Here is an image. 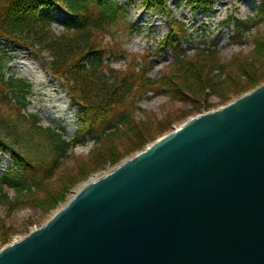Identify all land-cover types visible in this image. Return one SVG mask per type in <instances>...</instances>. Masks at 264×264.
Wrapping results in <instances>:
<instances>
[{"label":"water","instance_id":"95a60500","mask_svg":"<svg viewBox=\"0 0 264 264\" xmlns=\"http://www.w3.org/2000/svg\"><path fill=\"white\" fill-rule=\"evenodd\" d=\"M0 264H264V84L80 187Z\"/></svg>","mask_w":264,"mask_h":264},{"label":"trees","instance_id":"16d2710c","mask_svg":"<svg viewBox=\"0 0 264 264\" xmlns=\"http://www.w3.org/2000/svg\"><path fill=\"white\" fill-rule=\"evenodd\" d=\"M137 1L147 13L164 17L167 21L168 31L156 43V50L159 54L168 51L173 57L166 67L171 72L169 77L183 75L191 85L190 89L186 87L189 96L199 94L202 88H207L210 95H219L224 82L221 68L216 66L217 74L207 80L196 66L198 60L218 62L219 51L214 44L194 46L187 25L171 18L170 0ZM186 1L194 12L210 13L218 0ZM259 2L261 9L257 17L237 20L231 14L222 23V28L233 25L232 45H239L247 39L254 43L251 32L264 27V0ZM54 11L67 16L59 34L52 29ZM125 17L126 11L118 0H0V41L15 46L26 44L46 52L50 59L46 63L48 72L60 82L79 115L78 132L70 141L65 140L58 129L42 128L37 115H26L31 86L0 69V107L13 109L18 118L14 123L0 118V149L9 151L12 161V167L0 177V197L4 200L8 201L4 187L17 197L33 195L53 179L69 152L88 139L100 147L127 138L139 126L134 120L138 111L135 104L149 98L147 95L155 90L165 93L168 86L162 80L148 76L154 68L153 62L140 66L133 57L124 70L110 66L113 60H125L124 52L119 49L111 31L119 25L126 27ZM106 36L109 43L103 41ZM185 46L192 54L185 51ZM250 62L252 67L249 71L244 68L245 73L242 72L240 79L251 85L255 84L252 72L258 70L253 67L257 65L260 70L264 69V38L255 41ZM195 76L198 81L193 80ZM22 124L29 125L30 138L45 139L43 157L48 160L46 163L33 160L30 138L18 133ZM37 145L43 148L42 144ZM46 200L52 203L57 198L52 195ZM19 202L16 199L9 202L8 208L11 211L17 209Z\"/></svg>","mask_w":264,"mask_h":264},{"label":"rangeland","instance_id":"374dc122","mask_svg":"<svg viewBox=\"0 0 264 264\" xmlns=\"http://www.w3.org/2000/svg\"><path fill=\"white\" fill-rule=\"evenodd\" d=\"M118 1L126 11L124 22L128 25L126 27L119 25L111 31L119 49L124 52L125 60H113L110 66L113 69L124 70L133 57L140 66L153 62L154 68L148 76L162 80L168 87L164 94L155 90L147 95L149 98L141 99L135 104L138 111L135 112L134 120L139 126L133 130L132 136L100 147H96L92 140L88 139L85 144L69 152L68 158L63 161L53 179L43 184L33 195L17 197L10 189L4 187L3 192L8 196V201L0 197V251L14 240L33 232L45 223L67 205L83 185L138 155L206 109L224 108L264 84V75H262L264 69L260 70L257 65L253 68L258 70L252 72L255 84L250 85L240 79L244 68L247 67L249 71L252 67L250 57L254 51V43L264 38V27L253 30L252 35L249 34L254 39V43L247 39L239 45L231 44L233 25L222 28V23L231 14L237 20L257 17L261 9L259 0H218L213 4L210 13L194 12L186 0H170L168 8L172 11L171 18L185 23L191 30V43L199 47L214 44L219 51L218 62L198 60L196 66L202 77L207 80L217 74L214 70L216 66L221 68L224 82L219 89L220 94L210 95L207 88H202L199 94L193 96H189L186 91V87L190 89L191 85L189 86L183 75L175 74L169 77L171 72L169 73L166 67L171 64L172 55L168 51L159 54L156 50V43L168 31L165 18L147 13L140 1ZM52 17L54 19L52 29L55 34H59L67 16L60 11H54ZM103 41L109 43L110 39L106 36ZM185 51L192 54L188 46H185ZM48 61L50 59L46 52H40L26 44L15 46L0 41V69L10 76L25 81L32 88L28 96L30 105L26 115H37L42 128L58 129L63 138L70 141L78 132L79 115L60 82L53 79L48 72L46 67ZM29 68H32L34 73H30ZM196 76L194 81H198ZM195 93H198V90ZM0 118L10 123L18 119L15 111L5 106L0 107ZM18 133L26 134L30 138L29 125L19 127ZM38 143L42 144L43 148L37 145ZM29 145L34 161L44 163L48 161L43 157L45 139L33 136ZM10 167L12 161L9 151L0 149V177ZM52 195L57 198V202L49 203L46 200ZM15 199L20 200L19 207L11 211L8 203Z\"/></svg>","mask_w":264,"mask_h":264},{"label":"bare ground","instance_id":"6f19581e","mask_svg":"<svg viewBox=\"0 0 264 264\" xmlns=\"http://www.w3.org/2000/svg\"><path fill=\"white\" fill-rule=\"evenodd\" d=\"M23 70L25 71V68H23ZM28 70H29L30 73H34V70L32 68H29Z\"/></svg>","mask_w":264,"mask_h":264}]
</instances>
